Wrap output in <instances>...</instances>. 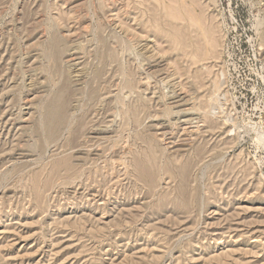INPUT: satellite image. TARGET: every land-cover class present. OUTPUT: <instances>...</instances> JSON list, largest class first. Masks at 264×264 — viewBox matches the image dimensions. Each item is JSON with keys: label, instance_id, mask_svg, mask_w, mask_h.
<instances>
[{"label": "rangeland", "instance_id": "rangeland-1", "mask_svg": "<svg viewBox=\"0 0 264 264\" xmlns=\"http://www.w3.org/2000/svg\"><path fill=\"white\" fill-rule=\"evenodd\" d=\"M143 1L0 0V264H264V0H197L201 62Z\"/></svg>", "mask_w": 264, "mask_h": 264}, {"label": "bare ground", "instance_id": "bare-ground-1", "mask_svg": "<svg viewBox=\"0 0 264 264\" xmlns=\"http://www.w3.org/2000/svg\"><path fill=\"white\" fill-rule=\"evenodd\" d=\"M172 1L174 3V0H171V2ZM187 1H189V2H187ZM156 2H158V4H159V5H156L157 7H155L150 0H144L143 1V4L146 5V14H147V16L149 18V21L152 24V26L160 34H163L165 32L164 31L165 27L168 28V31H167L166 34L168 36H170V38L173 40V42L176 45V48L178 49L179 52H183L186 56H194L193 58H195L196 62L204 61L206 59L205 56H207V55H205L204 43L201 41L200 32H201L202 35H204L203 32L206 29L202 28L203 24H201L202 23V18L200 17V15L196 14L193 11V9H192V5L198 4L197 0H186V1H183V2L181 1L178 4H176L177 6L172 5L171 7H169L171 4L170 5L168 4V6H167L166 3L164 2V0H158ZM140 4H142V3H140ZM159 7H160V9L162 7L163 10L159 11ZM121 23H122V21H121ZM125 23H126V21H125ZM208 34H212L213 35V28L210 25L207 26V30H206V35H208ZM208 37H209V35H208ZM124 38L126 39V37H124ZM127 38H128V36H127ZM206 38H207V36H206ZM209 41H211V45H212V40L210 39V37H209V40L206 39V43L210 44ZM121 42H123V41H121ZM132 43L133 42H131V44ZM49 45H50L49 49H50V54H51V56L50 55L49 56L52 57L55 60V63L58 66V64L60 62V59H61V56H62L61 44H60V42L58 40H53L52 42H50ZM133 45H132V48H133ZM126 48H127V46H126ZM212 53H213L212 56L214 58H217V52H215V50H214ZM123 64H122V66H123ZM55 71H58L57 67H56ZM123 75H124V73H123ZM224 76H225V73L222 72V77H224ZM128 77H129L128 81L125 84L128 87H133L135 85V81L133 79H131L130 76H128ZM216 88H217L218 92L221 91V85L217 86ZM119 89H121V88H119ZM122 90L123 89H121V91ZM127 91H131V90L129 89ZM130 93H132V92H130ZM139 110H140L139 107L136 108V111L133 113L134 117L137 116V115H140L138 113ZM65 112H66V108H65V104L63 102V96H62V94H58L51 101V103H49V105L46 107L45 113H44V116H43V119H42V122H41V127L43 128V130L45 132V135H46V138L48 140L54 139L56 137L60 127L65 123V121H66V113ZM251 126L254 127L255 125L253 124ZM258 134H260V136H259L260 141L261 140L264 141V133L261 132V133H258ZM190 163H191V161H190ZM137 167L139 169L138 173H139L140 176H143V177L144 176H148V170L145 167V165H142L140 163V164L137 165ZM188 170H189V166H188ZM187 173L188 172L186 171V173L184 174L185 175L184 178L187 176L186 175ZM184 194H185V192H184Z\"/></svg>", "mask_w": 264, "mask_h": 264}]
</instances>
